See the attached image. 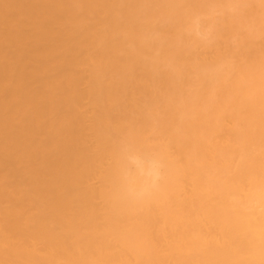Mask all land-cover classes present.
Returning a JSON list of instances; mask_svg holds the SVG:
<instances>
[{
    "label": "bare ground",
    "instance_id": "1",
    "mask_svg": "<svg viewBox=\"0 0 264 264\" xmlns=\"http://www.w3.org/2000/svg\"><path fill=\"white\" fill-rule=\"evenodd\" d=\"M76 7L0 0V264H264V38L237 54L220 128L165 127V179L132 200L61 51Z\"/></svg>",
    "mask_w": 264,
    "mask_h": 264
},
{
    "label": "clouds",
    "instance_id": "2",
    "mask_svg": "<svg viewBox=\"0 0 264 264\" xmlns=\"http://www.w3.org/2000/svg\"><path fill=\"white\" fill-rule=\"evenodd\" d=\"M257 6L259 18L248 0H101L94 10L77 0L61 51L97 133L112 140L127 197L147 198L164 181L165 127L177 139L220 128L237 54L264 38V0ZM258 90L264 96V74Z\"/></svg>",
    "mask_w": 264,
    "mask_h": 264
}]
</instances>
